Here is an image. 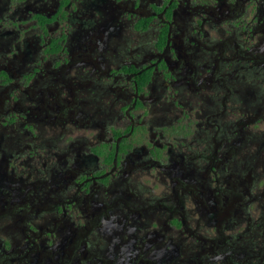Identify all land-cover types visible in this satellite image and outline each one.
Returning <instances> with one entry per match:
<instances>
[{"label":"flooded vegetation","instance_id":"af4514ba","mask_svg":"<svg viewBox=\"0 0 264 264\" xmlns=\"http://www.w3.org/2000/svg\"><path fill=\"white\" fill-rule=\"evenodd\" d=\"M0 264H264V0H0Z\"/></svg>","mask_w":264,"mask_h":264}]
</instances>
